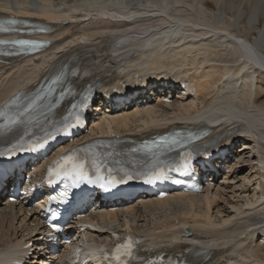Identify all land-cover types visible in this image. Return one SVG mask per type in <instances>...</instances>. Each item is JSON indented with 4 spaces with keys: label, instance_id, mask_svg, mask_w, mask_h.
Wrapping results in <instances>:
<instances>
[{
    "label": "bare ground",
    "instance_id": "obj_1",
    "mask_svg": "<svg viewBox=\"0 0 264 264\" xmlns=\"http://www.w3.org/2000/svg\"><path fill=\"white\" fill-rule=\"evenodd\" d=\"M2 1L5 0H0V5H6ZM40 1L53 4L57 0ZM89 1L91 0H85V2ZM103 1L111 8L115 0ZM201 2L204 5L201 14L206 17V20L209 21L212 15L220 16L222 17L220 24L212 27L211 31L197 32L196 24L187 23V26L181 30V34L178 31L180 35L178 41L163 45L155 53V61L150 62L153 68L148 69L147 67L150 68V66L144 65V62L135 66L140 72L142 71V74L148 70L155 73L167 71L170 75H174L172 77L179 78V73L182 71L184 74L191 73L193 80L197 82L196 96L182 100L175 99L174 103L169 106L159 102L144 110L132 108L129 111H120L108 121L100 123L96 128V133L127 135L134 133L144 136L156 134L163 132L162 128L172 126L177 122L187 125L196 122L207 105H218L235 99L248 106L247 112L225 115L223 119H220L223 124L213 135L214 138L209 141L217 145L224 141L231 142L232 138L228 140L231 136L229 134L236 127L247 138L240 142H244L245 146L248 143H254L259 148H257L260 156H257L259 157L258 163L264 171V118L256 117L260 115L264 117V106H262L264 71L256 68L255 57L246 61L236 54L240 50L247 53L262 41L264 45V8L259 12L253 11L254 6H264V0H201ZM190 7V3L186 1L183 7L173 6V13H189L188 8ZM142 14L149 19L144 20L143 25L137 28L139 29L137 32H109L107 29L125 25L97 18V20L90 19V21L85 18L66 19L64 16L56 18L62 21L59 26H54L58 32L53 35L57 42L52 52L44 56L45 58L38 66H35L31 59H25L16 64L10 62L9 68L0 65V72H3L0 75V101L34 81L37 76L39 77V72L49 70L53 62L55 64L51 74L57 76L61 75L59 73L61 71L66 72L68 63L73 64L75 72L71 74L70 81L74 86L99 82L108 84L114 80H120L123 73L134 67L133 62L148 58L152 53L145 51L134 53L127 61H122L121 57L130 55L132 52L131 48L125 49L128 44L134 40L157 39L164 34H172L176 31L173 24H166L159 19L153 21L152 12L146 10L140 12V15ZM42 15L47 19L53 17L47 11H42ZM0 17L4 16L0 13ZM18 21L22 20L18 19ZM83 42L86 44H82ZM109 46H112V51L108 49ZM50 60L53 62L51 63ZM257 63L264 68L263 58L261 63ZM78 69L82 72L80 76L76 74ZM245 146L241 153L244 152ZM259 175L264 182V173L260 172ZM214 191V189H208L205 194L192 196L177 194L162 201L148 199L138 207L134 205L122 212H105L101 216L94 217L102 233H88L82 238L86 240L89 238L94 243L99 240L100 243L97 245L100 248L106 245L112 232L118 228H126L131 231L135 230L143 236L146 239L147 249L151 247L164 249L168 253L198 250L196 246L190 245L196 239L211 246L207 248L208 255L212 256L209 262L214 264H223L224 260L230 258L236 262L264 264V241L256 239L259 231L247 233V227L258 225L261 222L259 218L264 217V206H261L264 201V186L252 191L255 192L251 194L253 197L249 198L246 209L237 208V214H230L226 217L222 216L224 212L220 210L215 216L212 215V211L219 205L217 200L221 198L217 192L213 195ZM178 203L189 204L192 209L188 213H176L170 218H162L158 221L156 219L150 222L143 220L146 218L147 211L154 215L162 207L176 208ZM231 208L235 209L236 206L231 205ZM218 214L222 217H218ZM125 215L132 217L133 225L124 220L118 224V228L105 229V225L112 221L118 222ZM31 216L28 217L22 212V207L0 205V252L6 248L14 250L21 245L29 244L31 241L29 237L33 232L31 224L37 219L35 213ZM140 222H145V226L139 227ZM187 227L191 230V238H187L188 235L184 231ZM95 246L90 247L95 248Z\"/></svg>",
    "mask_w": 264,
    "mask_h": 264
},
{
    "label": "snow or ice",
    "instance_id": "obj_2",
    "mask_svg": "<svg viewBox=\"0 0 264 264\" xmlns=\"http://www.w3.org/2000/svg\"><path fill=\"white\" fill-rule=\"evenodd\" d=\"M18 21L14 19H10L7 21H0V32H12V31H18L19 29L13 28V27H5V24L8 25H16ZM4 44H14L20 46L21 49L24 48H30V49H36L42 47L41 42L33 41L29 39H20L15 41H6V40H0V45ZM11 54V53H6ZM59 77H56L53 80V83H55ZM2 115V113H0ZM8 123L5 125H0V130H4L8 127H10L12 124L18 123V120L15 117H7L6 118ZM77 123L80 122V117L77 116L76 118ZM71 127V125H69ZM46 143V141H45ZM166 143V141H165ZM181 143L178 139L172 140V145H176ZM43 144H37L34 147H31L27 150L35 151L36 148L43 147ZM157 147L160 145L157 144ZM146 147H148L146 145ZM20 145L13 144L11 147H8L5 151H0V156H8L11 158L12 156L16 155L17 151H24ZM80 151V150H76ZM112 156V153H106L104 155L94 152L92 153V159L89 164L88 157L81 156L77 157L75 152L71 154H65L63 155L58 161L55 162L53 167L50 169V174L55 175L57 177L63 176L69 180L72 181L73 184H76L77 186L81 182H87L89 184H97L102 189H110L111 187L115 186L116 184H123L127 183L129 180L134 179L135 177L128 171H125L124 169H121V171H124V176L121 177L119 180H117L114 176H112L113 168L109 167L106 160L107 157ZM91 169H94V172H91ZM91 172V175H90ZM105 173H107L108 177L106 179ZM143 175L147 176V183H153L156 180H162L167 179L168 177L165 174V170L163 168H159L156 170L155 168L150 170L149 172L143 173ZM92 176L95 177V179L92 178ZM50 183L53 181L50 180ZM67 194L65 193V196ZM53 200L56 199V197H52ZM52 227L54 229H57V225L53 224ZM132 249H133V241L131 237L128 238V242L126 244H121L116 247L115 250V259L119 261L121 259V254L127 257L132 256ZM107 258V257H105Z\"/></svg>",
    "mask_w": 264,
    "mask_h": 264
},
{
    "label": "rangeland",
    "instance_id": "obj_3",
    "mask_svg": "<svg viewBox=\"0 0 264 264\" xmlns=\"http://www.w3.org/2000/svg\"><path fill=\"white\" fill-rule=\"evenodd\" d=\"M262 106H264V96L262 99ZM245 148H248L247 152H245ZM245 148V155L243 154L244 156L242 157L243 160L236 164L235 172L233 174L231 173L232 176L230 175L231 177H229L230 180L222 179L221 182H219L216 190L213 192V195H215V192H217L219 193V196H221V198L217 200L219 204L218 207L213 210L214 212L212 211L213 216H215L217 214L216 212L219 210L223 211L224 213L222 216L226 217L230 214H237V208L242 210L246 209V204L250 200L249 198H251V196L253 197L251 194L255 192L252 191L255 189L259 190L261 186H264L263 179H261L259 175L260 172L262 174L264 171H262L261 165L258 163V158L260 157L259 150H257L258 147H256L254 143H248ZM231 205L236 206V208H231ZM191 209L192 208L189 204L181 203H178L176 208L173 206H164L154 215L147 211L145 214L146 218H143V220L145 219V221L150 222L152 219H156L158 221L162 220V218H170L176 213H188ZM222 216L218 214V217L221 218ZM124 220L128 221L132 225L134 224L132 217L125 215L118 222L112 221L105 225V229L115 227L118 228V224L124 222ZM140 226L144 227L145 222H140L139 227Z\"/></svg>",
    "mask_w": 264,
    "mask_h": 264
}]
</instances>
